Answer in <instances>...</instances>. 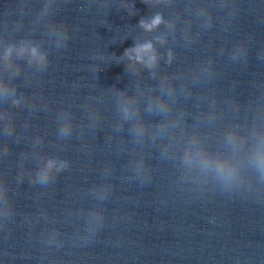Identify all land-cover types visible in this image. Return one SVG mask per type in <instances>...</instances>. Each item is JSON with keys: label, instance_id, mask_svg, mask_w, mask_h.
I'll use <instances>...</instances> for the list:
<instances>
[{"label": "clouds", "instance_id": "9594fccd", "mask_svg": "<svg viewBox=\"0 0 264 264\" xmlns=\"http://www.w3.org/2000/svg\"><path fill=\"white\" fill-rule=\"evenodd\" d=\"M161 22H162L161 17L159 15H157L151 20L150 23H145L144 21H141L140 22V26L142 28H144L145 30H147V31H151L154 27L158 26ZM151 49H152L151 43H145L143 45L136 46L131 51L136 53L137 59H141L142 54L150 52ZM128 52H129V50L126 49L125 50V54H128ZM9 54H10V51H9ZM31 55H32L33 58H35L37 60L38 63H43L46 60V57H44L42 55H39L35 48H33L31 50ZM154 59H155L154 57H149V61H150L149 66H151V62L154 61ZM54 165H55V161H53V160H49L48 161L45 171H43L40 174V181L41 182H44V181H46L48 179V173L52 170ZM260 165H261L262 168H264V160L260 161ZM65 167H67L66 163L61 162L60 167L57 168L56 171L59 172Z\"/></svg>", "mask_w": 264, "mask_h": 264}]
</instances>
